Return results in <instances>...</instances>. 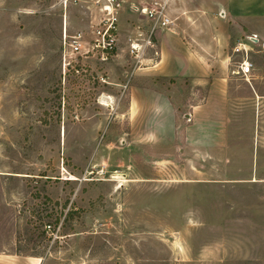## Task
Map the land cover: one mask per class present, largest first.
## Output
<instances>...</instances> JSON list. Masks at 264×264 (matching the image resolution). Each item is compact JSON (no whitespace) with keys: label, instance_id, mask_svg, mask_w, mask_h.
<instances>
[{"label":"rangeland","instance_id":"obj_1","mask_svg":"<svg viewBox=\"0 0 264 264\" xmlns=\"http://www.w3.org/2000/svg\"><path fill=\"white\" fill-rule=\"evenodd\" d=\"M95 1L0 0V253L38 264H264V18L229 43L256 36L250 76L233 75L224 127L142 140L129 86L167 89L179 116L205 93L135 75L144 64L127 39L148 22L129 5L121 50L63 69L62 34L97 23ZM183 1L185 15L200 7L222 18L224 0ZM247 8L264 14V0Z\"/></svg>","mask_w":264,"mask_h":264},{"label":"crops","instance_id":"obj_2","mask_svg":"<svg viewBox=\"0 0 264 264\" xmlns=\"http://www.w3.org/2000/svg\"><path fill=\"white\" fill-rule=\"evenodd\" d=\"M131 1L137 3L140 0H129ZM181 1L177 0L178 21L174 22L172 31L168 33L156 31L150 39V47L144 44L147 40L148 27L145 32L134 29L127 39V52L133 56L137 64H144L143 68L140 66L135 68L133 72L136 76L142 74L138 72H145L149 77L145 79L152 78L167 84H170L169 80L174 83L184 80L192 90L205 94L194 104L185 105L184 102L191 111L179 116L177 105L180 99L170 98L167 89L163 91V87L158 89L152 84L129 86L128 114L132 117V124L133 122L141 124L142 128L140 135L134 132L133 138L142 140L164 138L173 143L178 139L180 127L184 128L180 131L184 138L190 137L192 132L201 134L202 125L209 122L224 127L225 109L228 106L234 75L230 67L232 55L229 43L233 37L241 36L250 21L264 18V14L252 12L247 8L248 0H227L228 5L224 0L219 13L222 17L220 20H217L214 11L206 14V10L200 7H194L185 15L188 8L185 7L184 1L183 3ZM174 3H176L174 0L168 1V10ZM128 5L129 3L125 4L124 8L128 9ZM208 6L210 8L212 5ZM125 9L120 13L119 20L125 16ZM224 19H227L226 24L222 21ZM117 42L121 50L119 32ZM130 45L137 49L136 54L130 53ZM118 56L119 54H116L114 57ZM179 118L182 121H179ZM191 122L194 124L193 127L189 125ZM197 139L201 140V137ZM38 263L36 257L0 253V264Z\"/></svg>","mask_w":264,"mask_h":264},{"label":"built area","instance_id":"obj_3","mask_svg":"<svg viewBox=\"0 0 264 264\" xmlns=\"http://www.w3.org/2000/svg\"><path fill=\"white\" fill-rule=\"evenodd\" d=\"M67 1L63 0L62 4L66 6ZM168 1L143 2L140 0L134 3L129 0H96L93 4L98 6L97 23L91 21L87 30L75 32L70 36L66 33L62 34V58L64 60L62 68L74 69L73 64L77 63V58L92 57L101 62H107L116 49L119 16L127 3H129V9L138 12L148 22L147 40L144 44L151 47L150 39L156 31H171L174 25L168 14ZM255 41L256 36L251 35L234 44L231 52L239 57V61L234 64L236 67L234 74L242 77L250 76L253 65L249 58ZM136 51L137 49L130 45V53L135 52L136 54Z\"/></svg>","mask_w":264,"mask_h":264},{"label":"trees","instance_id":"obj_4","mask_svg":"<svg viewBox=\"0 0 264 264\" xmlns=\"http://www.w3.org/2000/svg\"><path fill=\"white\" fill-rule=\"evenodd\" d=\"M169 81H170V83H171V82H172V83L174 82V81H172V80H169Z\"/></svg>","mask_w":264,"mask_h":264}]
</instances>
